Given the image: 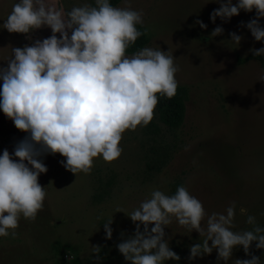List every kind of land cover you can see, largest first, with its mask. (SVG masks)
Listing matches in <instances>:
<instances>
[{
  "label": "rangeland",
  "instance_id": "obj_1",
  "mask_svg": "<svg viewBox=\"0 0 264 264\" xmlns=\"http://www.w3.org/2000/svg\"><path fill=\"white\" fill-rule=\"evenodd\" d=\"M16 2L0 0V25ZM55 2L65 11L84 3L94 5V0ZM129 3L143 12V26L151 40L148 47L171 50L174 55L178 86L189 92L184 124L168 128L155 108L148 126L123 134V152L118 159L106 162L95 158L88 174L66 170L60 163L65 158L59 154L41 157L48 168L39 177L47 193L44 206L35 220L21 216L15 236L11 230L9 235L0 236V264L128 263L116 247L135 232L126 214L148 198L154 187L173 194L185 186L208 215L224 212L235 201L234 230L251 227L241 209L264 227V81L260 80L264 70L257 61L239 62L252 54L250 49L264 48V41H255L250 30L240 26L255 18V10H241L229 22L217 17L214 24L210 14L220 7L214 0ZM197 19L207 29L197 25ZM260 24L264 26V18ZM217 26L224 28V34L210 38ZM231 32L243 37L240 45L230 41ZM51 34L45 27L31 35L34 40ZM31 43L25 34L0 28V65L6 66L12 47ZM26 135L0 110V155L4 149L13 153L16 142ZM110 219L114 231L113 238L107 240L104 224ZM165 232L169 246L181 257L165 264H226L217 261L216 250L189 260L190 246L203 238L179 226L175 219ZM94 245L101 246L99 259L91 251ZM250 251L264 264V249H257L253 242ZM237 258L250 257L237 246L227 264Z\"/></svg>",
  "mask_w": 264,
  "mask_h": 264
},
{
  "label": "clouds",
  "instance_id": "obj_2",
  "mask_svg": "<svg viewBox=\"0 0 264 264\" xmlns=\"http://www.w3.org/2000/svg\"><path fill=\"white\" fill-rule=\"evenodd\" d=\"M214 2L220 4L210 14L214 24L217 17L229 22L241 10H255V18L240 26L250 30L255 41H264L260 24L264 0ZM195 23L207 29L202 20ZM137 25H144L143 12L134 10L129 0L119 7L110 0H94V5L84 3L69 11L55 0H18L13 4L0 28L25 34L32 43L12 47L6 66L0 65V110L28 135L16 142L13 153L4 149L0 155V236L9 235L10 230L15 236L21 216L35 220L42 210L47 193L39 177L48 168L41 157L59 154L65 158L60 163L66 170L88 174L95 158L112 162L121 156L123 134L148 126L159 97L176 95L179 68L171 50L145 46L127 55V49L147 32ZM45 27L51 29V36L33 40L31 34ZM223 34L224 28L217 26L210 38ZM230 36L236 45L243 40L236 32ZM250 52L264 56V48ZM260 80L264 81V75ZM236 214L235 201L224 212L208 215L185 186L173 194L154 187L148 198L126 214L135 232L116 247L128 264L179 261L181 257L169 246L165 232L175 219L179 226L203 238L190 246L189 260L216 250L217 261L227 264L233 250L242 246L250 258H237L233 264H261L250 249L253 242L257 249H264V227L241 209L251 227L234 230ZM112 223L110 219L104 224L107 240L113 238ZM91 251L99 259L101 246L94 245Z\"/></svg>",
  "mask_w": 264,
  "mask_h": 264
},
{
  "label": "trees",
  "instance_id": "obj_3",
  "mask_svg": "<svg viewBox=\"0 0 264 264\" xmlns=\"http://www.w3.org/2000/svg\"><path fill=\"white\" fill-rule=\"evenodd\" d=\"M122 0H110L113 6H118ZM138 29L144 32L145 27L137 25ZM151 40L146 34L137 39L134 45L127 49V55H132L135 51L142 47L149 46ZM249 61H257L264 70V56L257 57L253 53L245 59H239L240 64H245ZM188 89L185 86H178L176 95L168 99L166 97H159V102L156 107L160 121L170 129L180 128L185 121L186 117V101L188 99ZM128 264V263H119Z\"/></svg>",
  "mask_w": 264,
  "mask_h": 264
}]
</instances>
